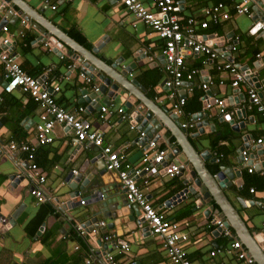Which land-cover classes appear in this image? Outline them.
Returning <instances> with one entry per match:
<instances>
[{
    "label": "crops",
    "instance_id": "crops-1",
    "mask_svg": "<svg viewBox=\"0 0 264 264\" xmlns=\"http://www.w3.org/2000/svg\"><path fill=\"white\" fill-rule=\"evenodd\" d=\"M44 1L0 0L2 5L0 8V43L4 39L11 41L12 49H10L22 69L29 75L38 77L50 91L59 88L58 92L53 91V98L61 107L72 111L78 106H88L81 98L84 83L80 76V69L75 66L74 69H68L69 65L75 64L76 52L71 51V48L64 42L62 44L53 33L59 35L57 30L65 33L88 51L94 49L98 41L105 40L100 47H96L97 52L94 53V58H91L108 73L118 77L121 71L130 68V65L134 63L135 67L127 78L136 80L144 87L146 89L144 96H147L158 107L165 109L169 116L176 117L171 110L176 96L186 98L184 114L177 118L180 125L188 122L198 113L206 115L202 120L210 121L208 132L195 138L194 135L198 128L188 131L189 141L198 153L208 151L207 157L210 155L211 159L216 158L211 148V140L218 138L220 134L228 137L218 144L217 149L223 155L220 161L210 163V160H207L205 165L213 174L216 173L213 170L218 166L240 171L239 177L233 180L237 182L242 179L243 185L240 190L232 184L224 189V193L245 221L250 232L253 235L264 233V184H259V191L246 192L247 195H256L259 198L255 202L262 203L261 208L255 205L247 206L246 202L254 200L240 195L245 179L248 178L249 182L252 179L248 175L256 177V184L259 182L257 178L264 177L261 174V168L264 166H258V171L248 173L247 163L241 164L238 154L244 144L242 137L248 135V146L245 148L248 149L246 151L249 157L261 156L256 154L257 145L254 141L264 135L262 116L253 108L239 111L240 118L235 112L231 117L240 129L237 133L227 121L222 119L225 115L222 117L219 114L218 106L214 105L210 110H205L203 101L200 99L203 95L200 88L202 77L196 75L191 81L185 80L175 95L172 90L165 88L162 84L165 77L160 53L162 42L154 32L140 21L135 20L116 0H46L49 5H46ZM175 1L179 3L178 14L182 17L197 16L203 19L201 16L203 8L212 6L221 0ZM238 1L231 0V3ZM231 3L227 2V9L232 14L233 5ZM143 4L148 10L154 11L151 0H143ZM51 6H55V10H52ZM2 27H7V31L4 32ZM231 33L239 38V42L235 43L237 47V51L234 52L235 63L242 67L247 66L258 74L257 79L260 82L264 81V37L254 32L252 18L233 17L221 23L217 31L215 27L197 30L199 37L214 35L216 39L226 35L230 36ZM51 38L56 39L63 47H67L71 53L61 58L59 51L46 49L44 43L52 42ZM229 45L227 41L224 47ZM216 47L217 45L214 46ZM148 48L155 55L152 62H148L147 55H145L149 52ZM257 54L261 55V61L256 59ZM202 61L203 58L199 56L188 57L185 60L186 69L204 68ZM214 75V84L209 87L207 95L225 99L226 113L234 110L238 103L241 104L243 98L246 99L249 87L254 86L264 99V87L258 88L259 82L251 84L248 82L240 84L238 88H232L228 85L229 75H219L215 72ZM221 77L225 80L224 86L218 85ZM92 78L94 83L100 84L96 77ZM4 81V71L0 64V96L2 97L0 101V215L6 219L10 217L15 219L14 225L0 235V264H80L86 258L92 259L94 264H107L102 256L104 248L98 244L99 241L107 246L108 252L120 264H171L160 240L148 230L140 208L132 214L126 212V220L123 217L119 218L130 228L129 232H123L120 229L121 235L117 233L116 228L107 229L105 234L97 229L94 233L89 232V227L95 221L89 209L93 206L96 208L95 204L86 205L85 203L69 211L59 210L60 204L69 200L67 195L70 189L66 179L70 176V172L77 177L79 172L85 168L94 169L96 163L104 168L98 157L99 151L91 144L86 146L75 144L71 132L59 126L53 129L52 143L38 145L35 138V124L39 121L41 108L19 91L3 93ZM194 91L201 94L197 101L194 100ZM136 92L143 98L142 94L137 90ZM107 96L109 95L106 93L102 94L99 99L97 97L100 105H110L112 111L107 115L105 122L99 120L100 113L97 105L87 108L82 118L88 121L90 130L101 133L105 143L111 144L114 149L125 151L126 157L123 165L130 164L131 168L144 167L141 158L150 150H146L145 141L137 140L140 134L137 129L138 120L131 122V119H121L116 111L124 108V101L110 98L107 103ZM145 111L146 114L149 113V110ZM132 112V109H128L126 114L130 117ZM130 124L136 125L135 130L129 129ZM148 140L156 142L157 148L167 149V162L181 163V159L186 162L181 150L179 156L169 157L176 148H180L168 129L164 135L158 131L154 139ZM11 141L16 144L26 142L34 146V162L37 164L38 172L45 179L43 184H35L27 155L23 152L11 151L8 147ZM168 142L170 145L167 144ZM221 162L222 165H220ZM182 163V172L175 178L164 175L162 168L159 167L153 172H142L136 178V184L152 206L160 209L169 219L176 221L179 230L189 236L188 240L183 243V248L188 258L195 264H242L223 253L214 257L209 255L212 250L226 248L229 244L230 239L224 238L215 224V221H225V218L221 212L217 214L219 209L212 200L202 207L196 205L193 197L182 200L181 196L186 189L183 181L191 170L188 163L183 165ZM184 167L187 169L185 170ZM73 171H76V174ZM90 175L89 173L87 176L89 179ZM11 176H15V179L9 180ZM34 185L42 193L41 202L29 193ZM250 188L254 189V187ZM81 196L83 198L85 193ZM210 207L213 209L209 210ZM97 218L99 222L105 221L101 215ZM119 219L116 221L120 224ZM101 227L104 226L101 225ZM229 230L234 239H239L243 249L249 255L242 240L233 229ZM82 231H84L83 234ZM104 235L110 237L108 242L102 241ZM123 243L127 245V251L120 249Z\"/></svg>",
    "mask_w": 264,
    "mask_h": 264
},
{
    "label": "built area",
    "instance_id": "built-area-1",
    "mask_svg": "<svg viewBox=\"0 0 264 264\" xmlns=\"http://www.w3.org/2000/svg\"><path fill=\"white\" fill-rule=\"evenodd\" d=\"M121 4L125 10L137 21L143 23L152 32H154L158 39L162 42L160 46V53L162 57V69L164 72L163 86L173 91L175 95L178 89L182 86L183 82L191 81L196 75L202 77L200 88L203 91L201 100L203 101L205 110H210L212 106L219 107V114L223 117L233 115L238 111H246L248 108L256 110L264 120V99L259 95L254 86L249 87L247 90L246 99L243 98L242 103H238V106L234 110L226 113V100L214 98L207 95L209 87L214 84L215 75L227 74L230 77L229 84L232 88H238L240 84H247L253 78H258L256 72L251 71L249 68H244L240 64L235 63L234 52L237 51L235 43L239 42L237 36L229 37L225 41L214 38L216 44L208 45L201 37L207 35L198 36L197 30H207L210 27L219 26L221 23L230 20L237 16H247L253 19V30L258 33L259 36L264 37V6L258 5L255 0H239L238 2L231 3V0H221L220 2L205 7L202 10V18L197 16L182 17L178 14L179 3L175 0H151L154 5V11L148 10L143 0H116ZM227 2H230L232 6V14L227 9ZM46 5L48 1H44ZM0 8L2 5L0 4ZM55 6H51L52 10H55ZM255 10L260 12V16L255 18ZM11 14V12H9ZM4 32L7 31V27L1 28ZM214 36V35H211ZM234 40V44L232 42ZM219 41V42H218ZM229 42L228 47H224L226 42ZM58 42H46L44 46L49 51L61 50ZM217 45L216 48L214 46ZM231 46V49L229 47ZM11 41L4 39L0 43V64H2L4 71V84L2 86V92L9 94L13 91H19L28 99L35 102L40 108L39 121L35 124V138L38 145H46L53 142V129L55 126H59L64 130L71 132L75 139V144L86 146L88 144L93 145L99 151V159L103 163L105 170L109 172H116L121 188L125 190L124 197L127 202V206L136 205L141 210L142 218L150 231V233L157 237L165 250L166 255L171 264H195L187 256L186 251L183 248L189 236L182 233L179 230V225L173 219H169L160 209L152 206L146 199L143 192L136 184V178L142 174V172H153L157 168L161 167L163 174L169 178H175L182 172L183 166L181 163L167 162V149L157 148L156 142L152 140L145 141L147 143L146 150H150L141 158L144 167L131 168L130 164L123 165L125 161V151L121 149H114L109 143H105L100 132L96 130H90V126L87 120L82 118V114L86 113L87 108L92 107L97 103V94L100 91V84L94 83L91 76L81 72V78L84 83V87L81 89V98L88 106H78L72 111L67 110L58 105L53 98V91L58 92L59 88H54L53 91L47 89L39 80L38 77H33L25 72L22 67L17 63L15 56L13 55L11 48ZM11 48V49H10ZM147 55L148 62H152L155 55L148 48ZM65 55L61 52L60 57ZM199 56L203 58L202 64L204 68L186 69L185 60L188 57ZM256 59L261 61V55L257 54ZM210 68V69H208ZM68 69H74V65L68 66ZM50 71V70H47ZM259 87H264V81H258ZM252 81L250 82V84ZM255 83V82H253ZM218 85L224 86L225 80L222 77L218 81ZM205 92V94H204ZM173 95V97H175ZM2 97L0 96V101ZM186 104V98L182 96H176L175 101L171 105L172 113L175 116H181L184 114V106ZM112 111L110 105H100L99 107V120L105 122L106 117ZM121 119H131L123 109H117L116 111ZM201 119L196 114L188 122L181 124V128L185 131H190L196 128V124ZM136 125L130 124L129 129L135 130ZM145 133L140 132L138 141L143 142ZM255 145L264 147V135L257 138ZM144 143V144H146ZM9 149L11 151L23 152L27 155V160L30 162L29 169L31 176L35 179V184L41 185L44 183V177L38 172L37 164L34 162L35 148L26 142L16 144L14 141L9 143ZM248 149L244 148L240 153L243 157V163H247V172L253 173L256 165L264 166V159L261 161L257 158L249 157ZM216 162L218 163L223 157L222 154H215ZM257 160V161H256ZM150 163V164H149ZM76 174V171H73ZM261 174L264 175V168H261ZM250 193L254 192L253 188L249 189ZM29 193L36 197L38 202L43 200L41 191L34 185ZM81 205H84V201H81ZM0 223H5V219H0ZM216 228L219 233L229 240V244L226 248L216 249L210 252V256L214 257L217 254L223 253L225 256L233 258L242 264H255L254 260L243 249V246L239 239H234L229 228L225 226L224 220L215 221ZM104 226V221L99 223V226ZM96 230H93L94 233ZM84 231H82L83 234ZM109 236H103L102 241L108 242ZM120 249L127 251V245L121 244ZM102 256L107 264H120L115 257L104 250ZM201 260V257H199ZM80 264H94L92 259L86 258ZM222 264V263H218Z\"/></svg>",
    "mask_w": 264,
    "mask_h": 264
},
{
    "label": "water",
    "instance_id": "water-1",
    "mask_svg": "<svg viewBox=\"0 0 264 264\" xmlns=\"http://www.w3.org/2000/svg\"><path fill=\"white\" fill-rule=\"evenodd\" d=\"M255 1L258 5L264 6V0ZM259 16L260 12L258 10H255L254 19ZM57 31L59 32V35L53 33L55 38L61 40L62 44L64 42L66 45H68V47L71 48V51L73 50L74 52H76V57L74 58V66L76 68H79L80 71L84 72L86 75L96 77L100 81V91L97 94L98 99L102 94L107 93L109 95L107 96V103H109L110 98L113 100L122 99L124 101L123 110L127 112L128 109H132L133 112L130 114V116L133 118V120H138L139 126H137V129L140 132L145 133L144 141H147L148 139H154L158 131L162 135H164L166 129H168V131L172 134V137L175 138L180 149L176 148L169 157L171 158L173 156H179V151L181 150L184 157L186 158V162L181 159V163L183 161L182 165L184 163H188V165L191 167V170L186 175V178L183 181V185L186 186V189L183 191V195L181 196L182 200L193 197L196 200V205H198L199 207H202L205 203H210V201L212 200L219 209L217 211V214L221 212V214L225 218V226L229 229H233V231L238 235V237L242 240L243 245L247 248L250 257L255 261V263L264 264V233L253 235L247 227L245 221L242 219L238 211L231 204L224 193V189L226 187H230L232 184H234L238 188V190H240L241 186L243 185L242 179L238 180L237 182H233L234 179L239 177L240 171H236L232 168H226L224 166H220L219 171L215 174L209 171V169L205 165V162H207V160H210V163H216L215 158L211 159L210 155L207 157L209 153L208 151L198 153L189 141V132L181 128L180 122L177 119L178 117L169 116L165 109L158 107L147 96H144L146 93V89L144 87H142L136 80H129L127 78V75L131 73L132 69L135 67L134 63L130 65V68L121 71L118 74V77H115L113 74L111 75L105 68L104 69L106 71L97 63H95L92 58H94V53L97 52L96 47H100L105 40L98 41L95 44V48L91 51H88L84 47L79 45L76 41L67 36L65 33L59 30ZM233 35L234 34L231 33L230 36L226 35L224 37H220V40L225 41V39H229V37H232ZM213 37L214 36H203L202 40L204 42H207L208 45H213L216 44V41ZM51 41L55 42L56 39L51 38ZM234 43L235 42L233 41L232 45ZM62 44H58V46L60 45V51L56 49H54V51H59L60 54L61 52L64 54H70L71 52L68 50V48L63 47ZM101 48H103V46ZM229 49H231V46L229 47ZM84 60L85 62L83 63ZM244 68L246 69L248 67L245 66ZM251 81L258 82L259 79L253 78ZM136 90L143 95V98L138 95ZM260 96L263 97L262 94H260ZM98 99L97 103L93 105H97V108L100 107ZM136 102H139V104H136ZM146 109L149 110V113L147 114L145 111ZM238 112L236 113V115L238 118H240V113ZM242 114L245 115V113ZM161 115H163L164 118ZM197 115L201 119V121L196 124L198 131L194 135L195 138L200 134H203L204 132H208V126L211 125L208 119L202 120L204 117H206L205 114L198 113ZM222 119L224 121H227L232 126L234 132H240L238 125L235 124L230 115L225 116ZM248 137V135L242 137L244 144L243 147L239 149L240 153L245 147L248 146ZM167 144L170 145V142H168ZM239 152V162L243 164L244 159L242 156H240ZM256 154L263 155L264 147L257 146ZM259 159L262 161L264 159V156H261V158ZM96 164L97 165L94 169L87 170V168H85L84 170L80 171V174H78L77 177H74L75 175H72V173L70 172V176L66 179L67 184L69 183L68 188L70 189V192L67 195L69 200H66L65 202L60 204L59 210L69 211L77 208L81 206V201H84V204L86 203V205L92 203V205L95 204L96 208L93 206V208L91 207L89 210L92 213L95 221L92 222V225L89 227V232L97 229L100 230L102 234H105L107 232V229L109 228H116L119 235H121L120 229H122L123 232H129L130 228L127 227L126 223L120 221L119 218L123 217L125 219L126 212L132 214V212L137 211L138 207L136 205H133L131 208L127 206V202L124 197L125 190L121 188L117 173L109 172L105 170V168H101L98 163ZM184 168L185 170L187 169V167ZM255 170H259L258 165H256ZM89 173L91 174L90 179L87 177ZM14 177L15 176H11L9 180L15 179ZM80 181H82V183L79 184ZM82 193H85V196H83V198L81 196ZM246 205H255L260 208L262 207V203L255 201L246 202ZM212 209L213 207H210L209 210ZM98 215H101L102 218L105 219L104 227L99 226L100 222L97 218ZM0 219H5V223H0L1 235V233L7 232L11 225H14L15 219L14 217L6 219L1 215ZM117 219H119L122 224H119L116 221ZM102 229L104 230L102 231ZM120 242L122 243L123 241ZM98 244L100 246H103L104 250H106L107 246L105 244H102L100 241Z\"/></svg>",
    "mask_w": 264,
    "mask_h": 264
},
{
    "label": "trees",
    "instance_id": "trees-1",
    "mask_svg": "<svg viewBox=\"0 0 264 264\" xmlns=\"http://www.w3.org/2000/svg\"><path fill=\"white\" fill-rule=\"evenodd\" d=\"M215 29H216V31L219 29V26H217V27H215ZM75 39H77L78 40V38H76L75 37ZM156 81V80H155ZM201 94H200V92H195L194 91V93H193V96H194V100H198V98H199V96H200ZM201 98H202V96H201ZM200 98V99H201ZM228 137L224 134H220V136L218 137V138H214L213 140H211V148H212V151L215 153V154H218V153H221L218 149H217V147H218V144H219V142L220 141H222V140H224V139H227ZM220 165H222V162L220 163ZM219 167L220 166H218V167H215V169L213 170L214 172H218L219 171ZM249 176V178H252L251 179V181L249 182L248 181V178H247V180L245 179V184H244V186L242 187V191H241V197L243 196L244 198H246V199H249V200H254V201H257L259 198L258 197H256V195L254 196H251V195H247L246 194V192L247 191H249V188L250 187H254V190L255 191H259L258 189V187H259V184L261 183L262 185L264 184V177H259V178H257L258 180H259V182L256 184L255 183V176H253V175H248ZM190 259V258H189ZM191 260V259H190Z\"/></svg>",
    "mask_w": 264,
    "mask_h": 264
}]
</instances>
